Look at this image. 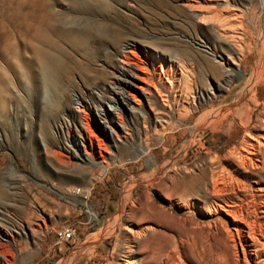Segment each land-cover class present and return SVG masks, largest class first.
I'll use <instances>...</instances> for the list:
<instances>
[{"label": "rangeland", "instance_id": "1", "mask_svg": "<svg viewBox=\"0 0 264 264\" xmlns=\"http://www.w3.org/2000/svg\"><path fill=\"white\" fill-rule=\"evenodd\" d=\"M86 1L84 10L83 0H0V239L8 237V258L125 264L131 251L139 264H153L152 254L161 256L154 264H257L263 247L256 255L248 233L239 234L216 204L236 203L245 220L264 226V163L251 148L264 150V0ZM53 19L62 31L86 19L98 37L86 44L85 62L55 32L64 72L43 75L32 48ZM234 35L242 37V56ZM135 53L149 59L156 82L173 58L178 80L184 71L188 89L178 105L168 110L153 91L170 112L164 127L145 97L130 99L134 111L117 101L113 78ZM223 60L234 73L229 85ZM221 106L231 108L229 118L207 126ZM100 109L114 116L120 138ZM89 128L105 144V159L97 140L93 149L86 139ZM66 226L75 240L57 244L55 231Z\"/></svg>", "mask_w": 264, "mask_h": 264}, {"label": "bare ground", "instance_id": "2", "mask_svg": "<svg viewBox=\"0 0 264 264\" xmlns=\"http://www.w3.org/2000/svg\"><path fill=\"white\" fill-rule=\"evenodd\" d=\"M77 1H79V0H77ZM184 1L185 2L183 3V5L189 6V7L192 6V4L190 3L189 0H184ZM83 2H81V4H83V6H84L83 9L86 10V2H88V1L83 0ZM45 22H46V17H45V15H42L41 16V23L45 24ZM83 22H84V25H83V27L81 26V28L71 29L70 27L67 26L68 29L70 28L71 30L69 29V31H68V29L67 30L64 29L65 31L64 30L62 31V30L56 29V26L58 25V21H56V19H53L52 25L47 24L49 27L46 31H44V32L38 31V33H37L38 41H37V44L32 48V50H33L34 58H35L34 62H36L35 65H37L39 67V69L41 70V74L51 75L53 72L54 73L56 72V74L59 75L62 72H64L63 64L65 61H64V58H61L59 55V53L63 54L62 48L55 40L52 39V36L55 34V32L58 36L62 37L63 39H65V41H67L68 46L71 48V50L77 52L79 55H82L83 59L86 62V44L89 41L96 39V37H98V36H96V32H94L95 31L94 27H93V29H91V28L86 29V19ZM229 25L230 24H228L227 26H229ZM232 26L233 25L229 26V28ZM99 36L101 39H107L109 35L107 32L103 31V32H99ZM233 37L238 40L237 45L239 47L238 48L236 47V49L239 51V53L242 56L243 50H242V46L240 44L241 43L240 40L242 39V37H240V35H234ZM134 43H136V42L133 40L132 44H133V46L136 47V44H134ZM128 44H129V42L127 43V45ZM144 47H147L150 49L153 48V47H149L146 45H144ZM153 50H155V49L153 48ZM135 54H136V57L126 63L128 67L122 68L121 69L122 72L120 73V75H117L113 78L112 85L114 86V89H113L114 93L117 95V101L120 103V99H122L121 104L125 105V107L127 105L128 107L131 108L132 111H134V110H136L137 107L131 105L130 99L134 100L136 103H139V101H141L140 99L145 97L148 100V102L150 103L149 105L151 106V108L155 111V115H156L155 116L156 117L155 123L157 124V126L159 125L161 127H164V125L166 123H168V119L170 118V112L169 111L165 112L162 109H160L159 103H158L156 96L154 95L153 91H155V94H157V97H159V100L161 101V105H163L164 107H167L168 110H170V108H172L173 104L178 105V102H177L178 101L177 100L178 99V93L179 92L181 93L184 90L188 89V84L186 81V77L184 76V71L181 72L182 78L178 80L177 75L179 74L178 71L181 68L178 69V67H177V70H176L177 65H176V62L173 58V60H171L170 64L168 65V68L166 70H164L163 64H161V72L158 74L157 82H156L153 80V78L150 74V71L147 68L149 59L143 60L142 57L138 53H135ZM147 56L149 57V55H147ZM161 62H162V60H161ZM232 62L237 63V59L233 57ZM221 65L223 66V70H224V74H225V80L224 81L227 85H229L234 80V73L232 72V70H230L231 63L228 61L226 62V60H223ZM78 67H79V64L76 65V68H78ZM81 67H82V71L85 73L86 72V64L83 66L81 65ZM226 67H228V68H226ZM255 72L257 73V70ZM255 77H256V75H255ZM48 79H51V78H48ZM164 84L167 85V88H166V86H164ZM171 98H172L173 103H171ZM216 101H218V98L211 100L212 103H215ZM112 107L115 108L114 111L116 112V116H117V119L119 120L120 124L123 126L124 129L129 131V128L127 127V125L125 123V119L122 115L121 110L118 107H116V105H112ZM102 111L105 112V119L107 118L109 120L108 123L111 125L110 126L111 130L114 132V134H116L117 138H120L121 137L120 127H118L116 122H114V116H112V114H110V112L100 109L101 114H103ZM230 115H231V108L228 106L227 107L221 106L217 110H213L212 112L209 113V115H207L206 125L212 126L214 128L218 127V125H222L224 123V121L229 118ZM192 116H193V114L192 115L191 114L186 115L185 119L189 120ZM200 126H201V124H200ZM199 132H200L199 127H195L194 134L196 135ZM89 133H90L91 138L87 137L86 139L90 140L91 147L93 149L95 147V141L97 140L98 147L100 149L99 153L101 154L100 157L105 159V157L103 155V151H107L105 144L103 143L102 140H100L98 138V136L90 128H89ZM127 135H128V132H127ZM123 137L128 138L126 135H123ZM258 146H252L251 148L255 151V155L258 154V155L262 156V159H263L262 163H264V156H263L264 150L262 151L260 149L259 144H258ZM85 150H86V145H85ZM262 152H263V154H262ZM93 153L94 152H91V151L89 152L88 150L85 151V154L87 156H90V155L92 156ZM249 159H251V158H249ZM244 160H246V159H244ZM213 181H214V179H213ZM216 182H219V181L215 180V184H217ZM213 186H214L215 193H218L219 195L221 194L220 196H222L223 194L220 190L223 191V189L217 190V188H218L217 185H213ZM225 190H227V189L225 188ZM228 190H229V188H228ZM227 192L230 193L229 191H227ZM1 193H3V192H2V186L0 185V194ZM223 193H226V192L223 191ZM214 196H218V195H214ZM254 196H252V197H254ZM251 199H253V198H251ZM254 200H255V198H254ZM219 201H221V200L219 199ZM223 201L226 202L227 200L226 201L223 200ZM245 201L247 202V200H245ZM243 203H244V201H243ZM247 204H249V203L247 202ZM216 205L219 206L218 211H220V213H224L228 217H230L234 220V222L236 223V226H237V228H235V229H236V231L239 232V234H241V235L243 234V237H244V234L248 233L247 237L253 243L247 244V245L249 247H254L255 249L253 251L255 252L256 255H259V253H261V252H259L258 248L263 247L261 249H264V244H262L259 241L260 239H258L257 237L259 235L262 239H264V226L263 225L262 226L257 225L258 226L257 227L254 222L250 221L252 224L250 222H248L250 219L248 221L245 220V218L241 215V213L239 215V212H240L239 209L240 208L236 205V203H235V205H231V204H227V203L216 204ZM258 205H261V204H258ZM241 223L246 224V226L248 228V232L245 230L244 226H242ZM261 223H263V222H261ZM1 236L2 237L0 239V248L6 247V253L0 251V264H15V258H13V259L8 258L10 251L8 248L9 246L6 244V241H5V240H8V237L6 238V236H4L3 234H1ZM242 240H243V238H242ZM245 242L248 243V240H246ZM262 242H264V241H262ZM258 246H260V247H258ZM130 256H133V252H131V251H129L127 256H126L127 259H126L125 264H139L138 261H136L134 259H130L129 258ZM160 257L152 254L148 258H150L149 261H151V263L154 264V263L158 262V260H160L159 259ZM246 259H247V257H246ZM246 259H245V263L247 262ZM255 260H256L257 264H264V259L261 258V254ZM75 261H76V256L68 259L67 262L66 261L65 262L68 264H72ZM161 264H162V262H161Z\"/></svg>", "mask_w": 264, "mask_h": 264}, {"label": "built area", "instance_id": "3", "mask_svg": "<svg viewBox=\"0 0 264 264\" xmlns=\"http://www.w3.org/2000/svg\"><path fill=\"white\" fill-rule=\"evenodd\" d=\"M57 244L70 243L75 240V230L71 226H66L55 231Z\"/></svg>", "mask_w": 264, "mask_h": 264}]
</instances>
